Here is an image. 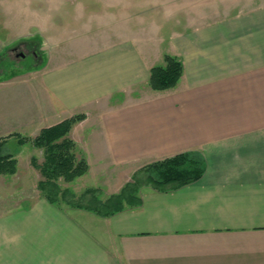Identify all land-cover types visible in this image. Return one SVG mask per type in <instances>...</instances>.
Returning <instances> with one entry per match:
<instances>
[{
  "label": "crops",
  "instance_id": "crops-1",
  "mask_svg": "<svg viewBox=\"0 0 264 264\" xmlns=\"http://www.w3.org/2000/svg\"><path fill=\"white\" fill-rule=\"evenodd\" d=\"M77 2L81 44L46 38L31 74L36 119L84 115L73 129L113 169L197 151L205 172L108 218L36 200L0 218V264H264V0ZM166 55L181 78L152 90Z\"/></svg>",
  "mask_w": 264,
  "mask_h": 264
},
{
  "label": "rangeland",
  "instance_id": "rangeland-1",
  "mask_svg": "<svg viewBox=\"0 0 264 264\" xmlns=\"http://www.w3.org/2000/svg\"><path fill=\"white\" fill-rule=\"evenodd\" d=\"M77 1L0 0V139L6 138L4 151L17 161L14 174L0 175V218L30 208L36 200H44L56 209H75L61 200L50 204L38 189L42 176L33 167V161L37 165L44 162V149L35 146L33 140L46 125L36 119L34 92L29 80L32 73L45 65L49 55L46 38H62V32H66L63 37L65 44H81L77 41L84 37L87 24H80L81 10ZM39 47H42L41 51ZM13 48L17 50H11ZM35 51L41 52L39 57L32 56ZM20 53H23L22 56ZM13 134L29 141L19 144L18 138L9 137ZM86 135L81 129L74 130L72 127L67 137L75 143L77 156L86 161L87 172L69 183L59 179L58 186L76 198L86 190L98 189V199L105 201L118 194L131 181L134 173L123 167L113 169L110 162L94 163L93 157L84 149L88 139Z\"/></svg>",
  "mask_w": 264,
  "mask_h": 264
},
{
  "label": "trees",
  "instance_id": "trees-1",
  "mask_svg": "<svg viewBox=\"0 0 264 264\" xmlns=\"http://www.w3.org/2000/svg\"><path fill=\"white\" fill-rule=\"evenodd\" d=\"M183 68L174 57L166 55L164 65L153 67L150 71L149 87L155 91L173 88L181 78ZM84 119L83 115H76L63 120L53 126L43 128L33 140L37 147L44 149V162L33 167L42 176L38 189L50 204L60 200L75 209L86 210L101 217H111L126 209L140 205V191L150 187L157 192H172L181 187L197 182L205 172V160L197 151L179 153L172 157L150 163L136 170L127 184L118 194L108 197L105 201L98 199V189L86 190L82 196L76 198L68 191L61 190L58 180L72 182L84 175L88 165L83 157L76 153L75 143L67 137L70 130ZM19 144L29 140L18 135ZM8 138V137H7ZM5 140L0 139V175H11L16 172L17 161L10 153H5Z\"/></svg>",
  "mask_w": 264,
  "mask_h": 264
},
{
  "label": "flooded vegetation",
  "instance_id": "flooded-vegetation-1",
  "mask_svg": "<svg viewBox=\"0 0 264 264\" xmlns=\"http://www.w3.org/2000/svg\"><path fill=\"white\" fill-rule=\"evenodd\" d=\"M24 45H26L27 46V44H25V42H24ZM34 46H37V43L36 42H34ZM29 48V47H28ZM34 48V47H33ZM32 48V49H33ZM16 48H13V49H11V50H15ZM41 49H42V47H39V50L41 51ZM17 50V49H16ZM38 50V51H39ZM38 51H35L33 54H32V56H34V57H39L40 56V54H41V52H38ZM22 54L23 53H20V56H22Z\"/></svg>",
  "mask_w": 264,
  "mask_h": 264
}]
</instances>
